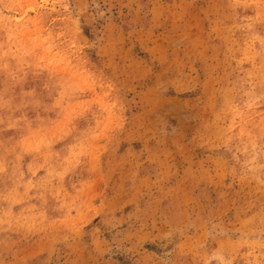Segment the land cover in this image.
Wrapping results in <instances>:
<instances>
[{"label": "rangeland", "instance_id": "1", "mask_svg": "<svg viewBox=\"0 0 264 264\" xmlns=\"http://www.w3.org/2000/svg\"><path fill=\"white\" fill-rule=\"evenodd\" d=\"M0 264H264V0H0Z\"/></svg>", "mask_w": 264, "mask_h": 264}]
</instances>
